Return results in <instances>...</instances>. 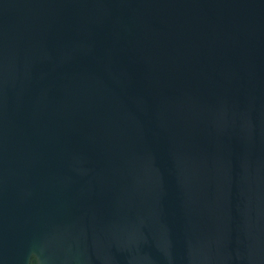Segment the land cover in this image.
<instances>
[{
	"label": "water",
	"instance_id": "1",
	"mask_svg": "<svg viewBox=\"0 0 264 264\" xmlns=\"http://www.w3.org/2000/svg\"><path fill=\"white\" fill-rule=\"evenodd\" d=\"M264 264V0H0V264Z\"/></svg>",
	"mask_w": 264,
	"mask_h": 264
},
{
	"label": "trees",
	"instance_id": "2",
	"mask_svg": "<svg viewBox=\"0 0 264 264\" xmlns=\"http://www.w3.org/2000/svg\"><path fill=\"white\" fill-rule=\"evenodd\" d=\"M29 264H37L36 261H35V258L32 257L31 260H30V263Z\"/></svg>",
	"mask_w": 264,
	"mask_h": 264
}]
</instances>
